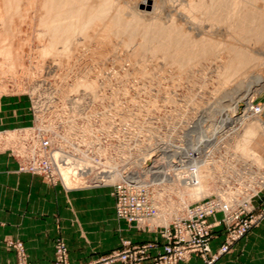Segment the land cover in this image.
Masks as SVG:
<instances>
[{
	"label": "rangeland",
	"instance_id": "1",
	"mask_svg": "<svg viewBox=\"0 0 264 264\" xmlns=\"http://www.w3.org/2000/svg\"><path fill=\"white\" fill-rule=\"evenodd\" d=\"M101 1L111 6L104 16L93 8ZM144 1L87 3L88 15L70 18L73 25L64 39L69 46L63 50L65 43L58 42L55 52L47 47L56 44L47 43L51 35L44 23V0H0V153L13 157L19 171L40 176L49 185L65 191L107 188L115 199L118 229L107 244L118 240L120 246L72 258L60 235L53 264H264V221L220 253L238 227L226 223L222 209L207 216L209 251L183 257L166 252L169 245L179 246L175 242L188 232L184 222H193L188 205L194 211L208 201L222 204L232 191L229 204L234 211L251 196V211L243 219L263 211L264 188L245 193L235 181L225 191L229 186L219 174L221 165L213 177L207 166L225 163L236 147L244 155L237 153L242 163L264 167V136L243 146L237 134L245 123L264 120V65L252 74L240 73V82L227 85L223 72L231 65L225 48L200 57L196 46L191 48L197 57L192 64L184 65L180 58L170 61L177 50L174 43L151 39L155 42L150 44L142 38L153 22L166 26L162 38L175 21L195 38H222L214 33L225 26L216 27L204 10H191L197 0H149V6ZM189 12L195 20L187 19ZM117 17L137 22L120 27ZM7 98L15 100V107L5 110ZM198 151V160L208 168L202 173L210 178L197 197L192 193L196 186L181 181L190 167L181 166L180 160ZM136 232L155 236L134 240ZM5 243L16 250L17 264H29L23 241L8 238Z\"/></svg>",
	"mask_w": 264,
	"mask_h": 264
},
{
	"label": "crops",
	"instance_id": "2",
	"mask_svg": "<svg viewBox=\"0 0 264 264\" xmlns=\"http://www.w3.org/2000/svg\"><path fill=\"white\" fill-rule=\"evenodd\" d=\"M11 107L15 100L7 98L2 109ZM117 229L115 199L109 189L65 191L19 171L13 157L0 153V264H17L16 250L6 246L8 238L23 241L29 264H53L54 243L60 235L66 238L72 258H80L93 249L101 252L120 246L118 240L107 244ZM154 236L133 235L134 240Z\"/></svg>",
	"mask_w": 264,
	"mask_h": 264
},
{
	"label": "bare ground",
	"instance_id": "3",
	"mask_svg": "<svg viewBox=\"0 0 264 264\" xmlns=\"http://www.w3.org/2000/svg\"><path fill=\"white\" fill-rule=\"evenodd\" d=\"M41 1H43V0H41ZM44 2L45 3H42L44 5V10L46 13V14L44 13L45 14L44 17L48 18V19L45 18L46 21L44 20L45 21L44 23L45 24L48 23V25H46V28L48 26V28H47L48 29L47 30L48 35H51L50 38H48L50 40L49 41L47 39L46 40L48 41L47 42L48 45H49V42H51L52 45L56 44L55 46H51V44H50L47 47H52V50L54 49V47H56L55 49H57V43L63 42V43H65V46L62 43H59L58 45L61 46V44H62V46L64 47L62 49L64 50L65 47L69 46V45H66V44H68L66 42H69V41H67L68 39L66 38V35H67V33H69L70 27H72V25H73V21L70 18H74L76 16H79V14L82 15L83 12L86 13V11L88 13L87 9L89 8L88 6H90V5H88L89 2H91L93 4V6L95 3L93 2V0L92 1L91 0H44ZM15 3L16 2H14L13 4L15 5ZM99 3H101V4H99ZM194 3H193L194 5H192V7L190 5V7L192 8L191 10H193V8H194V10L195 9L204 10L205 12H207L206 15L209 14V15H211V17H213L216 24L218 25V26L216 25V27L219 28V25H221V27L225 26L223 28H220V30L218 29L217 33L215 31L214 34H216V35H214L212 33L214 35V37L215 36H217V37L222 36V38H216V39L211 38V37H209L208 34H207L208 36H202L199 38L192 37V36H190V34H187V32H185L183 30V28H182L183 26L178 25L177 24L178 22H176V21H175V23L171 22L172 25L170 24L171 26H169L170 27L169 28L170 33H167L165 35L166 37L162 38L163 37L162 34H164L166 31V29H165L166 26L153 22L145 30V32H144L145 35L143 33L144 37H142V38H146L147 39L146 42L147 41L148 42L149 41L155 42V41H151V39L152 40L157 39L158 41L162 42V44L164 43V45H165V43H170V42L174 43L177 50H176V52L174 51L175 53L173 52L174 54H172V56L170 55L172 57V59L170 61L180 58V61L184 65H186V64L190 65V63L192 64L193 62H195L197 60V57L193 56L191 53L192 47H196V46L199 47L200 53H198V55L200 57H204L208 54H213V52H215V51L217 52V50H219V49L221 51L222 50L221 48H223V49L225 48L224 49L225 52L227 51L226 53H228V55H230V59H229L230 64L229 65H231L227 68L228 69L227 73H225V71L223 72V75L224 76L226 75V77H225L226 81L225 82L227 85L228 84L231 85L232 84L231 82H233V84H234L237 80L239 81V78L241 75L240 73H242V72L244 73V71H246V70H249L251 73L255 69H257V68L259 69L260 67H263V65H264V0H197ZM143 4H144V6H149L150 1L145 0ZM43 5H42V7H43ZM86 5H87V7H86ZM9 6H10V4L7 7H9ZM42 7H40V8H42ZM95 7L97 8V10L99 12L98 16H104L108 13L111 6L108 5L107 2L102 3V1H101V2H98L97 5H95L93 8H95ZM14 8H15V6H14ZM181 9H183V8H181ZM10 10H14V9L10 8ZM81 12H82V14H81ZM205 12H202V13H205ZM87 13H86V15L89 14V13L88 14ZM191 13L190 12H189V14L186 13V17L188 20H190L191 18L194 19L191 16ZM180 14H182V16H183L184 12L180 13ZM206 15L204 14L205 17H206ZM209 15H207V16H209ZM44 17L41 19L43 20ZM209 17H207V18H209ZM69 19L71 21H68ZM184 19H186V18H184ZM187 19H186V21H188ZM213 19H211V20H213ZM116 20H117V21H115L116 26H120V27H123V26L129 27V26H131L137 22L134 19L128 20V21L127 20L122 21V20H120L119 17H117ZM188 22H186V23H188ZM42 23H43V21L41 22V24ZM87 23H88V20H87ZM183 23H184V21H183ZM191 25H192V23H191ZM213 25H215V23ZM193 26H195V22H194ZM193 26H192V28H193ZM196 26H199V25H196ZM196 26H195V28H196ZM151 28H156V30L154 29L153 31H151L150 30ZM211 29H214V26ZM204 30L207 31V29H204ZM215 30H217V29H215ZM213 31L211 30V32H213ZM152 32H153V35H152ZM150 33H151L152 37H148V36H150ZM188 33H190V32H188ZM146 35H147V37H146ZM223 35H225L227 38L224 37ZM132 36L134 38V34H132L131 37ZM210 36H212V35H210ZM131 37H129V38H131ZM64 39H67V40H64ZM1 40H3V39H1ZM252 40H254V42ZM144 41H145V39H144ZM142 43H143V39H142ZM146 45H149V44H146ZM171 46L173 47L174 45H171ZM143 47H145V46H143ZM46 48H45V50H46ZM149 48L150 47L147 46V50ZM55 49H54V51L56 52ZM60 49H58V50L61 52L62 50H60ZM145 50H146V48H145ZM47 51H49V49H47L45 52H47ZM219 53H221V52H219ZM43 55H45V54L43 53ZM166 55H167V53H165V56ZM226 63H228V62H226ZM262 71H264V69ZM248 74H247V76H248ZM258 74H259V72H258ZM261 74H263V73L260 72V75ZM252 78H254V77H252ZM263 79H264V77H263ZM226 84H225V86H227ZM249 86H251V85H249ZM254 117H255V115H254ZM245 124L246 125L242 128L243 130L240 132H237V134H239L238 136H240L239 143L241 142L242 145L244 144L243 146H245L248 143H250L251 141H253L255 139V137L264 136V120L260 119L258 121H254V122H251L249 124L248 123H245ZM236 131H238V129ZM233 150L236 153L240 154V156L242 155V153H240L236 147H234ZM164 153H165V151H164ZM242 156H244V155H242ZM163 157H165V156L163 155ZM205 165H207L205 162H200L199 164H197V171H198L197 172V179H199L200 181H199V184L195 187V190H193V192H192L195 194V195L194 194L193 195L197 196V197L200 193H202L204 191L203 187L207 183V180L210 178V177L207 178V176H206L207 173H204L205 175L202 173V169L208 170V168H209V166H207L208 168H206ZM203 167H205V168H203ZM209 170L211 172L210 168H209ZM205 172H207V171H205ZM211 175H212V173H211ZM206 185H205V188H206ZM199 198H200V196H199Z\"/></svg>",
	"mask_w": 264,
	"mask_h": 264
},
{
	"label": "built area",
	"instance_id": "4",
	"mask_svg": "<svg viewBox=\"0 0 264 264\" xmlns=\"http://www.w3.org/2000/svg\"><path fill=\"white\" fill-rule=\"evenodd\" d=\"M186 151L184 153H188ZM199 153L200 152L198 151L192 155L187 154L186 156H184V160H180L181 166L189 165L190 167V169L188 168V170L186 171V173L188 174L181 177V181L186 183V185L192 184L194 186H197L199 184L200 180L197 179V164H199L201 161L198 160ZM210 153L207 154V158ZM226 159L228 160L226 161ZM226 159L224 160L226 161L225 163L221 162L222 164L220 163L218 165H216V163H214L213 161L208 163L209 168L211 169V173L213 172L212 176H215L217 168H219V166L221 165L220 171H222V173L219 172V174L220 176L225 177V180L227 182L226 184L228 186L229 183H234L235 181H237V183L240 184L239 187L242 186L241 188L243 191H245V193H249L252 190L258 191L259 189L264 188V167L253 165L249 161H243L242 163L240 156L235 151ZM201 162L204 161L202 160ZM257 187L259 188L258 190ZM231 188L232 187L229 186L225 191H229ZM237 193L238 191L236 192V194ZM231 195H233L232 191L227 193V196H230L232 199ZM230 197L227 199L225 196H223V200L221 202L222 204L215 203L214 200L208 201L207 203L201 204L200 206L196 207L194 211L193 209H190L188 205L186 208L188 209V211L190 210L189 219H192L193 222L188 223V220L185 219L186 221L183 224V228L187 229L188 232L182 233L183 235L175 242V244H178L179 246L169 245L166 252H177L176 254L179 257H183L191 252L209 251L210 246L208 241L210 238V225L207 222V216L218 209H222L227 212L225 215V221L227 224L231 226L234 224L238 225L237 228H233L230 236L222 245L220 253L226 252L235 240L241 238L252 227L264 221V209L259 214H250L248 215L249 217L243 219V214H249L251 211V209L247 207L249 206L251 196H248V201L246 199L245 205H241L240 209L237 211L231 210L234 205L229 204L231 202V200H229ZM224 200H226L227 202H225ZM168 235L170 236L171 233L169 232ZM125 244L127 247L131 246L130 241L126 242ZM58 251L63 252L64 250H62L60 247ZM127 256L128 255L125 252L123 254V258L126 259Z\"/></svg>",
	"mask_w": 264,
	"mask_h": 264
}]
</instances>
